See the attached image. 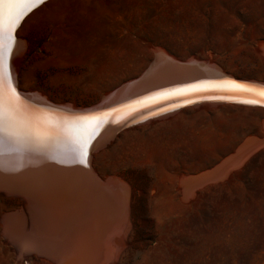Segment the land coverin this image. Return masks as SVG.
Listing matches in <instances>:
<instances>
[{"label":"rangeland","instance_id":"1","mask_svg":"<svg viewBox=\"0 0 264 264\" xmlns=\"http://www.w3.org/2000/svg\"><path fill=\"white\" fill-rule=\"evenodd\" d=\"M17 37L20 91L77 109L137 80L158 49L264 81V0H53ZM263 117L253 108L199 106L127 129L95 151L99 177L129 191L130 225L112 264H264V145L190 197L181 187L261 137ZM16 199L0 194V264H52L18 259L5 233L14 216L25 219Z\"/></svg>","mask_w":264,"mask_h":264},{"label":"bare ground","instance_id":"2","mask_svg":"<svg viewBox=\"0 0 264 264\" xmlns=\"http://www.w3.org/2000/svg\"><path fill=\"white\" fill-rule=\"evenodd\" d=\"M51 1L43 0V3L30 11L14 33L16 42L10 56L13 86L23 97L20 98V104L27 113L40 118L42 126L50 124L53 138L39 148L12 147L7 143L0 145V192L6 190L7 197L14 194L24 197L16 200L23 204L25 219L14 216L6 222L5 233L7 239L16 244L17 257L21 260L36 256L52 264H112L124 248V236L130 225L128 187L119 179L99 177L91 164L96 152L90 157V171L86 160L84 164L78 162L69 151L67 135H79L80 132L73 127L66 133L65 122H71L77 117H99L88 129L92 137L88 147L95 139L93 134L102 128H105V134L96 143L113 137V133L116 136L111 138L110 141L114 140L109 145L106 144L108 147L131 128L199 106L228 109L234 105L253 108V111L264 115V106L239 102L241 99L253 98L251 93L236 90L215 88L182 95H162L189 85L220 81L259 90L264 89V81L236 77L208 60L190 58L188 63L178 61L158 49L154 51L151 63L138 74L137 80L123 84L113 93L103 96L94 107L77 109L67 104L51 103L36 93H23L18 87L13 68L15 62L12 61L14 56L22 54L24 47L22 40L17 39L18 32L30 15ZM209 96L232 99H207ZM153 97L156 99L148 100ZM146 100L148 102L143 106L138 103ZM199 101L205 102L193 104ZM99 109L102 110L96 112ZM261 126L264 131V117ZM263 137L264 134L261 137L246 138L234 155L225 158L211 171L191 179L183 178V197H190L195 189L219 181L229 171L238 168L253 152L263 147Z\"/></svg>","mask_w":264,"mask_h":264},{"label":"snow or ice","instance_id":"3","mask_svg":"<svg viewBox=\"0 0 264 264\" xmlns=\"http://www.w3.org/2000/svg\"><path fill=\"white\" fill-rule=\"evenodd\" d=\"M41 3H43V0H0V145L7 143L12 147L34 146L39 148L53 138L50 124L42 126L43 122L40 118L29 115L20 104V97L13 86L9 65L10 56L16 42L14 33L23 18ZM215 88L251 93L253 98L241 99L239 102L264 106V89L244 88L230 81L189 85L162 95H182ZM206 98L232 99V97L224 96H209ZM153 99L156 98H148V100ZM147 102L146 100L138 103L143 106ZM129 107L134 108V106ZM98 119L99 117H77L71 122H65L64 131L66 133L73 127L80 132L79 135H67V140L69 151L81 164L85 163L88 145L92 138L88 129Z\"/></svg>","mask_w":264,"mask_h":264},{"label":"water","instance_id":"4","mask_svg":"<svg viewBox=\"0 0 264 264\" xmlns=\"http://www.w3.org/2000/svg\"><path fill=\"white\" fill-rule=\"evenodd\" d=\"M9 65H10V60H9ZM199 69V68H198ZM221 75H223V74H221ZM223 76H225L226 77V75H223ZM201 78V77H200ZM200 78H195V79H200ZM204 80V79H203ZM188 81H190V80H188ZM195 81V80H194ZM235 81H237V80H235ZM192 82V81H191ZM189 83V82H188ZM182 84H184V83H182ZM15 89H16V91H17V88L15 87ZM17 93H18V91H17ZM18 95H19V93H18ZM19 97L20 98H23L21 95H19ZM201 102H205V101H199V102H193V104H198V103H201ZM128 103V102H127ZM102 109H99V110H97L96 112H100ZM104 129L105 128H102L101 130H99L98 132H94L95 134H93V136H95V139H94V141H93V144H91V146L90 147H88V150H87V156L85 157V160H86V162H88V164H87V167H88V171H90V157H91V154L93 153V152H95L96 150H99V148H101L102 146H105L107 143H109V141L111 140V138H113L114 137V133H113V137H109V138H106L105 140H103L102 142H99V143H96V142H98V139H100L105 133H104ZM112 130L114 131V127L112 126ZM112 131V132H113ZM111 132V133H112ZM94 143H96V144H94ZM6 193H8L6 190L5 191H3V192H0V194H3V195H6ZM8 196H12V197H15V198H18V199H23L24 197H22L21 195H17V194H14V195H8Z\"/></svg>","mask_w":264,"mask_h":264}]
</instances>
